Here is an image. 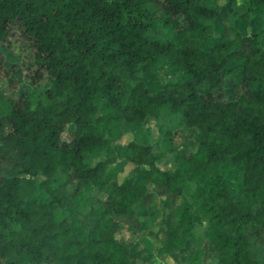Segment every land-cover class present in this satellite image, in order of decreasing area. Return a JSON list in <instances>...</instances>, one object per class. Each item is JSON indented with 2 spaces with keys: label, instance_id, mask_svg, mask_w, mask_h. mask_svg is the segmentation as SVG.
<instances>
[{
  "label": "clouds",
  "instance_id": "obj_1",
  "mask_svg": "<svg viewBox=\"0 0 264 264\" xmlns=\"http://www.w3.org/2000/svg\"><path fill=\"white\" fill-rule=\"evenodd\" d=\"M0 264H264V0H0Z\"/></svg>",
  "mask_w": 264,
  "mask_h": 264
},
{
  "label": "rangeland",
  "instance_id": "obj_2",
  "mask_svg": "<svg viewBox=\"0 0 264 264\" xmlns=\"http://www.w3.org/2000/svg\"><path fill=\"white\" fill-rule=\"evenodd\" d=\"M207 259H208V257H207V256H205V257H204V260H205V261H207Z\"/></svg>",
  "mask_w": 264,
  "mask_h": 264
},
{
  "label": "trees",
  "instance_id": "obj_3",
  "mask_svg": "<svg viewBox=\"0 0 264 264\" xmlns=\"http://www.w3.org/2000/svg\"><path fill=\"white\" fill-rule=\"evenodd\" d=\"M158 2H159V0H158ZM107 18V17H106ZM43 19V18H42ZM117 27H119V25H117Z\"/></svg>",
  "mask_w": 264,
  "mask_h": 264
}]
</instances>
